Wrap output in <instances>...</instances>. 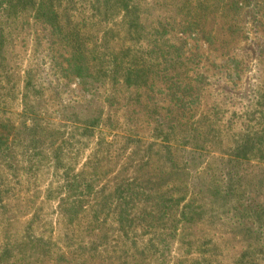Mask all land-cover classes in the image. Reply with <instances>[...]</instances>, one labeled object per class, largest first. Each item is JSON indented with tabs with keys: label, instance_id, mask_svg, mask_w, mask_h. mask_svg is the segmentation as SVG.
<instances>
[{
	"label": "rangeland",
	"instance_id": "1",
	"mask_svg": "<svg viewBox=\"0 0 264 264\" xmlns=\"http://www.w3.org/2000/svg\"><path fill=\"white\" fill-rule=\"evenodd\" d=\"M21 6L0 12V264H264V0Z\"/></svg>",
	"mask_w": 264,
	"mask_h": 264
},
{
	"label": "trees",
	"instance_id": "2",
	"mask_svg": "<svg viewBox=\"0 0 264 264\" xmlns=\"http://www.w3.org/2000/svg\"><path fill=\"white\" fill-rule=\"evenodd\" d=\"M22 1L23 0H0V12H2V14H5L6 18L16 20L20 15H22L23 11L25 10L23 6H21ZM248 1H253V0H248ZM50 20L56 21V16L54 14H51ZM54 25L55 24L52 22L51 27L54 28ZM61 38L64 39V43H65V40H69L73 44V46L68 44V47H70L71 50L67 58H62V56H60V59H61L60 66L65 65V67L60 68L63 77H65L64 75L73 76L79 79L81 83H83L84 85H87L91 77L88 74L89 73L88 67L84 64V58L81 52L78 50L80 44L77 43L78 42L77 40H72V39H69L68 37L64 38V36H62ZM8 39H9V36H0V52L3 51L5 47V41ZM0 65H1V61H0ZM134 82H135L134 80L129 78L128 80L129 84L134 83ZM26 85L27 84H25V87ZM28 107L29 106H26L25 108H23V111H22L23 118L27 117L26 114H31V115L33 114L30 107L29 109ZM99 121L100 120L98 119L90 120L88 122V127L90 129L96 128L97 125L99 124ZM1 128H3L4 131L5 130L8 131V133L6 132V134H0V154H6V151L8 149L7 142L11 134L10 131L15 130L16 128H14L13 126H9L7 124H4Z\"/></svg>",
	"mask_w": 264,
	"mask_h": 264
}]
</instances>
